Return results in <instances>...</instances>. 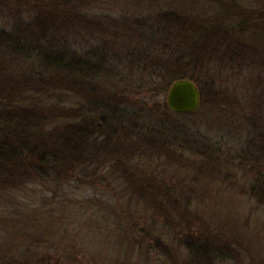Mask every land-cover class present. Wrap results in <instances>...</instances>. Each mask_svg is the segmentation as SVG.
<instances>
[{
    "label": "trees",
    "instance_id": "1",
    "mask_svg": "<svg viewBox=\"0 0 264 264\" xmlns=\"http://www.w3.org/2000/svg\"><path fill=\"white\" fill-rule=\"evenodd\" d=\"M243 2L0 0V223L17 225L21 238L30 235L29 245L19 241L25 254L31 252L20 264L48 259L40 251L56 228L48 222L54 212L45 205L54 203L63 214L60 205L68 202L58 191L92 189L99 203L87 200L99 213L112 209L107 202L117 204L107 196L114 190L127 196V205H191L197 194L181 200L177 194L183 192L154 187L148 172L166 170L172 158H162L164 150L171 156L175 147L205 151V141L170 123L173 113L165 105L151 111L144 101L136 107L126 99L132 91L152 98L179 79L195 83L204 110L214 118L207 122L229 145L221 162L222 170L229 165L224 180L241 171L248 176L250 200L264 206V123L242 112L227 117L235 108L228 83L249 63L243 36L257 42L264 36V3L251 0L257 6L248 11ZM262 59L256 61L259 71H264ZM139 77L142 85L135 80ZM244 130L253 131L254 138L242 143ZM208 165L204 168L211 172ZM133 179L140 187L125 185ZM30 190H38L40 200ZM9 211L19 216L13 219ZM173 215L155 217L152 225L150 218L135 215L144 221L138 246H158L165 234L157 227L166 222L197 220ZM182 236L194 255L212 254L201 230ZM4 259L18 262V257L12 263Z\"/></svg>",
    "mask_w": 264,
    "mask_h": 264
},
{
    "label": "rangeland",
    "instance_id": "2",
    "mask_svg": "<svg viewBox=\"0 0 264 264\" xmlns=\"http://www.w3.org/2000/svg\"><path fill=\"white\" fill-rule=\"evenodd\" d=\"M260 1L264 3V0ZM255 6L257 3H251V0L243 2V7L248 11L255 9ZM251 37L243 36V48L246 56H249V63L242 73L235 75V81L230 80L228 83L231 90V105L234 103L236 109L232 105L234 111H231L232 114L227 117L233 119V115L242 112L245 117L257 119L258 125L261 126L264 123L260 120H264V71H259L256 61L261 63L263 60L264 36L259 42L255 37ZM135 80L137 84L142 85L140 77ZM169 86L163 87L149 99L133 91L126 99L136 107L139 102L144 101L150 105L147 109L156 111L157 107L166 106ZM202 102L203 97L193 116L173 113L167 118L170 123L176 124L177 128L197 133L198 138L204 140L207 145L204 146L206 152L193 148L192 152L184 153L175 147L177 150H172L171 156L170 152L164 153V150L161 152L162 158H166L167 155L172 158L170 163L165 165L166 170L160 168L148 172L156 181H153L154 187L161 188L167 185L173 192H183L177 194L181 200L182 197L188 198L190 194L193 196L197 194L190 206L188 204L180 206L175 203L174 207L161 209V204L127 205L125 200L127 196L121 194L119 190H114L107 192V196L111 199V203L116 201L117 204L107 202L112 209L99 213L96 206L89 205L90 202L87 200L96 198L92 196L95 194L92 189L71 190L67 193L58 191L62 194L61 198L66 197L68 202L63 201L60 205L61 207L65 205L63 214L57 210L56 204L45 205L48 213L54 212V216L48 218V222L56 229L53 228L54 230L49 233L47 243L40 251L41 257L46 256L48 259H42L39 264H264V206H259L250 200L253 194L248 191L249 183H246L248 176L241 171L229 172L235 179L224 180L229 165H226V171L222 170L221 162L226 159L225 150L229 145L224 146L223 133L211 128V124L207 122L213 117L206 113ZM245 131L242 133V143L254 138L253 131L249 135ZM234 152L232 146L230 155L232 156ZM208 164L212 167L211 172L204 168ZM131 181L128 180L125 185L129 186L130 182L131 187H140L134 179ZM182 187L187 188L181 189ZM34 192L33 195L39 194L38 190ZM40 196L38 195L37 198L39 199ZM95 200L99 203V199ZM5 203L8 204L7 201ZM24 206L27 207L26 204ZM139 212L143 218L145 216L147 220L150 218L149 225H152L150 221L155 217L161 216L158 219L162 221V216L171 218L174 217L173 214H181L180 218L183 221H186L185 217L194 216L197 220L191 224H180L181 221L166 222L165 227H157L158 232L162 231L165 234L158 246L143 244V247H140L138 244H141L142 238L137 231L141 229L144 221L141 223V217H135V215L140 216ZM9 214L12 215H9L10 217H14L13 219L19 216L14 212ZM14 221L12 220V223ZM12 225L13 227L11 224L4 226L0 223V264H5L6 257L8 263H12L11 258L18 257L16 264H20L21 257L26 260L31 257L30 251L25 254V244L19 243L20 241L29 245L30 235L27 239L19 237L16 234L19 228H14L17 227L15 224ZM2 227L6 230H1ZM193 230H201L204 239H209L206 244L211 252L213 251L212 254L203 257L200 254L194 255L187 249L188 244L182 241L185 239L182 235Z\"/></svg>",
    "mask_w": 264,
    "mask_h": 264
},
{
    "label": "water",
    "instance_id": "3",
    "mask_svg": "<svg viewBox=\"0 0 264 264\" xmlns=\"http://www.w3.org/2000/svg\"><path fill=\"white\" fill-rule=\"evenodd\" d=\"M201 94L195 83L179 79L171 83L166 94V106L172 113L187 114L198 110Z\"/></svg>",
    "mask_w": 264,
    "mask_h": 264
}]
</instances>
